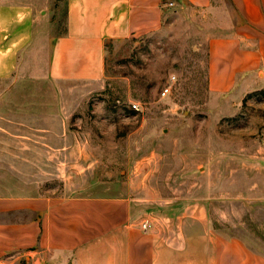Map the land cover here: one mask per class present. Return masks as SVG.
Returning <instances> with one entry per match:
<instances>
[{"label": "rangeland", "instance_id": "1", "mask_svg": "<svg viewBox=\"0 0 264 264\" xmlns=\"http://www.w3.org/2000/svg\"><path fill=\"white\" fill-rule=\"evenodd\" d=\"M211 2L220 17L173 0L158 30L106 40L96 85L40 80L27 60L0 82V122L13 127L0 143L48 145V157L34 152L48 162L39 192L126 195L165 237L202 219L264 251V89L236 103L208 90V40L223 32L229 6ZM39 9L33 41L42 52L31 56L45 69L65 32L66 0H40ZM24 123L31 131L16 129Z\"/></svg>", "mask_w": 264, "mask_h": 264}, {"label": "crops", "instance_id": "2", "mask_svg": "<svg viewBox=\"0 0 264 264\" xmlns=\"http://www.w3.org/2000/svg\"><path fill=\"white\" fill-rule=\"evenodd\" d=\"M172 1L66 0L65 32L55 38L45 69H37L31 55L42 52L33 41L40 0H0V82L27 60L32 72L40 70V80L96 85L105 41L158 30L163 6ZM180 1L220 17L212 0ZM228 4L221 11L223 32L208 40L207 84L220 99L236 103L264 89V0ZM10 128L0 122V134ZM18 128L32 129L26 123ZM47 146L0 143V264H264V251L202 219L169 238L154 226L143 230L144 215L126 195L39 192L48 162H37L34 152L48 157Z\"/></svg>", "mask_w": 264, "mask_h": 264}, {"label": "built area", "instance_id": "3", "mask_svg": "<svg viewBox=\"0 0 264 264\" xmlns=\"http://www.w3.org/2000/svg\"><path fill=\"white\" fill-rule=\"evenodd\" d=\"M169 91H170V86L166 85V86H164V87L162 88V90H161V94L164 96V95H166L167 93H169ZM141 228H142L143 230H147V229H149V228H150V223H149V221H148V220H143L142 223H141Z\"/></svg>", "mask_w": 264, "mask_h": 264}]
</instances>
